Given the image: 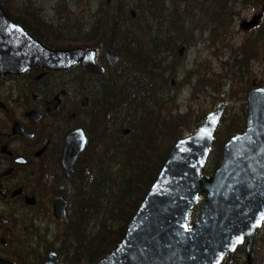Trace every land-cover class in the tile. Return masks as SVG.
Masks as SVG:
<instances>
[{
    "label": "trees",
    "instance_id": "1",
    "mask_svg": "<svg viewBox=\"0 0 264 264\" xmlns=\"http://www.w3.org/2000/svg\"><path fill=\"white\" fill-rule=\"evenodd\" d=\"M187 2L103 0L98 14L95 17L92 14L89 22L86 16L68 22L72 29L69 35L75 34L76 39L67 40L79 41L78 44L83 46L103 44L104 48L116 52L120 60L116 69L105 74L106 84L101 86L94 100L96 108L88 126L90 138L72 173L74 184L68 221L53 237L56 246L52 247L65 262L93 264L114 249L172 144L190 129L193 121H185L183 116L175 114L176 111L163 112L164 104H169L172 99L164 94L171 91V78L178 72V48L191 45L194 28L209 33L222 31L224 41L231 24L230 17L238 5H259L264 9V0H195L193 9L214 16L212 25L205 23L200 28L193 27L188 20L194 19L195 15L183 11ZM32 13L25 14L28 18L32 16L28 19L29 24L36 26L31 32L48 45L60 47L54 42L57 38L52 34L56 30L53 25ZM12 18L18 21L16 17ZM249 42L243 45L237 58L246 53L249 57L256 56L258 45L264 49V27ZM124 57L127 65L134 68L120 70ZM242 63V60L238 61L239 66ZM125 128L129 129L128 133L122 132ZM223 133L228 135L224 139L222 134L215 133L216 142L211 145V154L216 145H222L234 134L232 126ZM213 157L217 166L220 149ZM193 212L190 221L195 217ZM46 244L43 253L40 245L36 248L39 260L45 255ZM26 258L24 255V263Z\"/></svg>",
    "mask_w": 264,
    "mask_h": 264
},
{
    "label": "water",
    "instance_id": "2",
    "mask_svg": "<svg viewBox=\"0 0 264 264\" xmlns=\"http://www.w3.org/2000/svg\"><path fill=\"white\" fill-rule=\"evenodd\" d=\"M131 13L135 16L133 10ZM260 17L259 13L243 20L240 27L250 30ZM182 52L183 47L180 56ZM105 54L110 66L119 60L110 50ZM95 55L93 47L46 46L14 23L0 4L1 76L22 73L32 65L60 70L77 63L88 72L102 74L104 67L96 62ZM58 102V98L53 99L48 109L58 107ZM246 103L245 128L223 144L220 163L211 176L203 171L225 103L206 114L192 133L174 142L122 238L113 251L94 264H220L226 254L232 258L245 239L246 262L251 264L252 240L264 222V87L250 89ZM87 143L83 129L67 135L62 157L66 177L74 171ZM202 194L204 201H200ZM28 200L34 204V198ZM67 207L68 201L58 196L52 213L66 221ZM195 207L198 215L189 223ZM0 220L6 222L1 215ZM58 262V253L49 250L44 264ZM0 264L13 262L0 258Z\"/></svg>",
    "mask_w": 264,
    "mask_h": 264
},
{
    "label": "flooded vegetation",
    "instance_id": "3",
    "mask_svg": "<svg viewBox=\"0 0 264 264\" xmlns=\"http://www.w3.org/2000/svg\"><path fill=\"white\" fill-rule=\"evenodd\" d=\"M25 14L16 21L8 12L10 19L48 45L31 32L36 26L29 24L32 16ZM95 57L104 67L102 74L88 72L77 63L60 70L32 65L22 73L0 75V215L6 220H0V254L12 244H19L21 238L27 241L35 223L46 222L45 233L50 234L52 224L48 221H64L55 218L52 210L58 196L70 204L74 184L72 174L66 177L62 166L66 137L83 129L90 138L88 126L96 108L94 100L106 84L105 74L116 69L104 53L99 55L98 49ZM57 98L58 107L48 109V103ZM29 198H34V204ZM246 247L244 240L235 255L245 251L247 260ZM226 259L229 263L234 260L226 256L223 262Z\"/></svg>",
    "mask_w": 264,
    "mask_h": 264
},
{
    "label": "rangeland",
    "instance_id": "4",
    "mask_svg": "<svg viewBox=\"0 0 264 264\" xmlns=\"http://www.w3.org/2000/svg\"><path fill=\"white\" fill-rule=\"evenodd\" d=\"M0 1L3 4L4 0ZM5 1V9H7L13 17L23 18L24 16L22 15H24L25 12H34L37 17L46 23L52 24L56 29L52 34L54 37L56 36L57 41H53L58 43V46L71 47L80 44H78L79 41L76 40H67L71 38L76 39V37H73L76 36L75 34L69 35L72 29L69 27L68 22H73L72 18H81V16L88 17L87 22H89L92 19L90 18L92 14L94 17L98 14V9L100 6L102 7L101 2L103 0ZM194 7H196L195 0H188L186 6L183 8V11L186 12L185 14L191 12L195 15L194 19L191 17L188 19L189 22L193 24V27L201 28L205 23L209 25L214 23V16L207 15V13H203L197 8L193 9ZM186 8L188 9L185 11ZM261 10L262 7L259 5H238L234 15L230 17L231 24L226 30L224 41L222 40V31H211L209 33L206 30L203 32L194 28V37L192 38L191 45L185 48L181 57L177 58L178 72L173 78L171 91L164 94L165 97L172 98L169 104H164V113H168L171 110L172 112L176 111L175 114L183 116L185 121H193L190 129L185 132L184 136L194 131L204 120L206 114L222 103H225V109L215 133L219 132L220 136L222 134L221 138L224 139L228 135L225 136L223 132L226 130L228 131L231 126L232 134H235L236 130L240 127L241 128L237 132H242L244 130L247 115V93L254 86H264V49L262 45H258L255 49L256 56L249 57V53L240 55L239 58L236 56L242 52L243 45L251 41L257 32H259L260 28L264 27V9L260 25L256 26L251 33L249 30L242 29L240 23L243 20H250ZM48 40L52 41L49 37ZM49 46L57 47L54 45ZM97 48H99V55L103 54V44L100 46L98 45ZM235 57L236 59L234 60ZM240 60L243 61L242 66L238 64ZM123 64L125 67L122 66ZM119 68L122 70L134 67L131 64L127 65L126 57H124ZM202 80H205V82L203 83ZM210 81L214 82L210 83ZM215 142L214 139L212 144H215ZM222 146L223 144L220 146L216 145L214 153L211 154L210 152L208 162L203 171V174L205 173L204 175L211 176L218 166H215L213 162L215 158L213 156L220 149L221 160ZM162 148L163 146L161 149ZM201 201H204V196L201 197ZM196 214L197 212L195 211L194 216H196ZM40 217L44 218L43 213L40 214ZM47 224H52L50 234L45 233L46 222L35 223L33 229L30 231V235H28L27 241L21 238L19 240L20 242H18L19 244H16V246L12 244L9 249L5 250L6 253L0 254V257L14 260L15 263L17 261V264H22L25 255L27 257L25 263L30 264L34 262L35 264H41L42 262L43 264L47 256L44 255L43 259L39 260L35 254L38 241L41 246V253H43L44 244L47 242L46 245L48 249H55L52 247L56 246L53 244V237L59 232L58 230H60L62 226V223L57 224L52 220L48 221ZM263 235L264 225L256 232L254 247L250 254L251 264H264ZM24 247L26 249H24ZM25 250H27V252ZM245 261L246 254L245 251H243L242 253H236L232 263H229L226 259L221 264H246ZM60 262H65L62 257L59 260V263Z\"/></svg>",
    "mask_w": 264,
    "mask_h": 264
},
{
    "label": "bare ground",
    "instance_id": "5",
    "mask_svg": "<svg viewBox=\"0 0 264 264\" xmlns=\"http://www.w3.org/2000/svg\"><path fill=\"white\" fill-rule=\"evenodd\" d=\"M132 10L134 11V9H131L130 11H132ZM134 12H135V11H134ZM131 14H132V13H131ZM132 16H133V15H132ZM185 48H187V47L184 46V51H185ZM181 56H182V55H181ZM181 56L178 54V57H181ZM173 78H174V77L171 78V81H170L171 83L173 82Z\"/></svg>",
    "mask_w": 264,
    "mask_h": 264
},
{
    "label": "snow or ice",
    "instance_id": "6",
    "mask_svg": "<svg viewBox=\"0 0 264 264\" xmlns=\"http://www.w3.org/2000/svg\"><path fill=\"white\" fill-rule=\"evenodd\" d=\"M237 242H239V240Z\"/></svg>",
    "mask_w": 264,
    "mask_h": 264
}]
</instances>
